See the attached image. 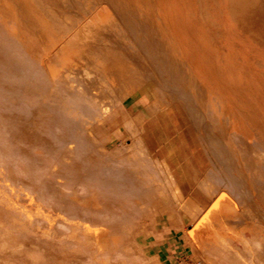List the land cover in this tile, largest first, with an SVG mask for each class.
I'll list each match as a JSON object with an SVG mask.
<instances>
[{
	"label": "rangeland",
	"instance_id": "1",
	"mask_svg": "<svg viewBox=\"0 0 264 264\" xmlns=\"http://www.w3.org/2000/svg\"><path fill=\"white\" fill-rule=\"evenodd\" d=\"M15 1L0 0V264H264V21L225 15L234 57L218 59L196 0ZM141 89L153 111L199 124L204 168L189 183L125 118ZM84 223L115 232L96 258Z\"/></svg>",
	"mask_w": 264,
	"mask_h": 264
},
{
	"label": "crops",
	"instance_id": "2",
	"mask_svg": "<svg viewBox=\"0 0 264 264\" xmlns=\"http://www.w3.org/2000/svg\"><path fill=\"white\" fill-rule=\"evenodd\" d=\"M120 108L125 118L139 121L147 150L169 165L179 184H183L182 177L201 174L204 145L196 132L199 126L196 120L188 118L183 111L178 115L180 120L169 109L153 111L146 89L127 95ZM184 181L190 182L186 178Z\"/></svg>",
	"mask_w": 264,
	"mask_h": 264
},
{
	"label": "bare ground",
	"instance_id": "3",
	"mask_svg": "<svg viewBox=\"0 0 264 264\" xmlns=\"http://www.w3.org/2000/svg\"><path fill=\"white\" fill-rule=\"evenodd\" d=\"M10 3H11V1H9ZM13 2V1H12ZM9 7H13V5L12 4H10V6ZM28 7H30L27 3H25V2H21L20 0H16L15 1V3H14V11H16V9L17 10H19V9H25V8H27L28 9ZM188 8L190 9V10H195V11H198V14L200 15L199 16V19H205V17H207V15L208 14H210L211 15V19H212V21H207V20H204V26H202V30L204 31V33H205V36H206V38L208 39V40H211V41H216V42H219V44H215L214 45V51H215V55H216V57L219 59V58H222L223 56L225 57V54H226V57L227 58H233L234 56V54H232V52L230 51V50H228V49H226L225 50V53L224 52H222V50L220 49V47L222 46V48H223V45L224 44H227V42H228V37H227V35H226V32H225V30H224V25H223V23H222V21H223V19L225 18V15H227V16H229L230 18H231V20H232V23L234 24V23H236V22H238L239 23V19L237 18V15L239 14V13H241L242 14V16H244L243 14L245 13V12H248V10H249V8H251L250 10V12L249 13H251V14H249L250 16L252 15V17H253V15H254V13H256L255 15L257 16V17H259L260 18V20H263L264 21V0H196V1H194V2H192V1H188ZM203 10V11H202ZM199 12H201V13H203V14H201V13H199ZM247 14V13H246ZM204 17H203V16ZM254 15V16H255ZM235 16H236V18H235ZM255 16V17H256ZM209 22H211L213 25H212V28L210 27V23ZM263 25H264V23H263ZM221 27V29H222V31H221V33H220V31L218 32V30H217V28L218 27ZM237 26H238V24H237ZM21 27V26H20ZM19 32H22V31H19ZM209 32H211V33H209ZM24 34V33H23ZM25 35V34H24ZM24 37V36H23ZM68 37H70L69 35H68ZM67 37V38H68ZM93 37V36H92ZM25 38V37H24ZM70 38H72V37H70ZM69 38V39H70ZM74 38V37H73ZM72 38V40H74ZM94 38V37H93ZM26 41H29V40H26ZM60 42V41H59ZM68 42H70V40H68ZM73 42V41H72ZM71 42V43H72ZM30 43V42H29ZM57 43V42H56ZM66 44L67 46H65V45H63V47L64 48H62V43H61V48H62V52L64 53L63 55H67V56H65L66 58L68 57V59H69V54H71L72 52L73 53H76V54H78L79 55V53H77V52H75L76 50H75V48L74 47H71L70 48V45L72 46V45H74V43L73 44ZM76 43V42H75ZM56 45V44H55ZM81 45V44H80ZM75 46V45H74ZM76 48H77V46H76ZM78 50H79V48H78ZM79 52V51H78ZM73 55V54H72ZM71 56V55H70ZM65 57H63V60L65 59ZM81 57V56H80ZM75 59V58H74ZM204 59H206V54H205V52H203V54H201L200 55V57H199V61H204ZM66 61V60H65ZM68 61H70V59L68 60ZM189 67H190V70H191V72H194L203 82H204V84L208 87V89L209 88H211V86H210V80H209V77L207 76V74L205 73V71L202 69L204 66H203V62H198L195 66H190L189 65ZM58 69V68H57ZM52 71H54L53 69H52ZM54 75V74H53ZM52 75V76H53ZM51 76V77H52ZM54 76H56V75H54ZM56 78V77H55ZM212 88H216L217 90H220V89H218V86L217 85H213V87ZM69 112H72V111H74V110H72V111H70V110H68ZM105 111V110H104ZM77 111H74V114L76 113ZM49 114V113H48ZM70 114V113H69ZM41 116V115H40ZM39 116V117H40ZM42 116H45V114L44 115H42ZM46 116L48 117V115L46 114ZM51 116V115H50ZM75 116V115H74ZM49 118V117H48ZM99 118H96V120H98ZM45 120V119H44ZM47 121H49L48 119H47ZM99 122V121H98ZM101 123H103V121H100ZM89 123H90V121H89ZM100 123V124H101ZM45 124V123H44ZM53 124V123H52ZM99 124V123H98ZM55 125V124H54ZM103 125V124H102ZM97 126H99V125H97ZM101 126V125H100ZM232 126L233 127H236V124L235 123H233L232 124ZM87 127L89 128L90 127V124L89 125H87ZM86 127V128H87ZM88 128H87V130H88ZM92 129V128H91ZM44 133V132H43ZM48 133V132H47ZM50 133V132H49ZM92 136V135H91ZM258 146H264V138H261L260 139V141H258ZM70 146V145H69ZM71 147V146H70ZM67 148V147H66ZM68 149V148H67ZM67 153H69L68 151H67ZM67 153H63L64 155L65 154H67ZM62 154V155H63ZM61 155V154H60ZM66 156H68V155H66ZM62 157H65V156H62ZM62 159V158H61ZM78 167V166H77ZM139 174H141V173H139ZM144 177V176H143ZM142 178V177H141ZM147 184H148V182H147ZM146 194V193H145ZM142 196V195H141ZM111 202L112 203H118V201L117 200H115V202L114 201H110V202H107V204H108V206H110L111 205ZM123 202V201H122ZM119 203H121V202H119ZM118 203V204H119ZM131 203V202H130ZM96 206H97V204L98 203H94ZM123 204V203H122ZM121 204V205H122ZM125 204V203H124ZM110 208V207H109ZM81 211V210H80ZM88 211V210H87ZM92 217V216H91ZM83 219V218H82ZM72 222V221H71ZM77 222H78V220H77ZM76 222V223H77ZM82 223H83V221H81ZM73 223V225L74 226H76L77 224L73 221L72 222ZM85 223H87V221H85ZM84 223V227H83V224H82V227L84 228V231H83V234H84V237H83V239L81 240V237L79 236V235H76V237H77V239L78 240H80L79 242H81L82 244H83V246H84V249H85V251L87 252V253H90V255L92 256V257H95L96 258V251L99 249V248H101L104 244H106V243H108V241H109V239H110V237H111V233H115L114 231L113 232H111V233H109L108 232V230H107V228L105 227V228H103V227H101L100 228V230H97V228H95L94 229V227L92 228V227H90L88 224H85ZM210 223V221L207 219V218H205L201 223H200V225H199V227H197V230L198 231H200V232H202V229H205V228H207L206 226L208 225ZM80 226V225H79ZM210 226V225H209ZM212 226V225H211ZM210 226V227H211ZM214 227V226H213ZM213 227H212V229H213ZM83 228H82V230H83ZM99 229V228H98ZM196 229V228H195ZM115 230V229H114ZM201 235H202V237H201ZM199 237H201V238H203L204 240H205V243L206 244H208V245H214L215 243H214V241H212V239H209V238H206L207 236H208V233L206 232V233H201L200 235H198ZM112 239H116V237H112ZM119 248V247H118ZM101 249H103V248H101ZM100 249V250H101ZM107 250V249H106ZM119 251H121V250H119ZM99 252V251H98ZM97 252V253H98ZM262 252V251H261ZM105 253V252H104ZM104 253H103V256H104ZM120 253V252H119ZM261 254V253H260ZM98 255V254H97ZM114 255H115V252H114ZM253 255L254 254H252V257H253ZM258 255V254H257ZM263 255V254H262ZM108 256V255H107ZM106 257V256H105ZM121 257V256H120ZM111 258V257H110ZM125 258V257H124ZM263 258V257H262ZM98 259H100V258H98ZM106 259V258H105ZM107 259H108V257H107ZM257 259H259V258H257ZM89 260H91V259H89ZM122 260V259H121ZM125 260V259H124ZM97 261H101V260H97ZM108 261H109V259H108ZM112 261V260H111ZM126 262H127V260H125ZM252 261H253V258H252ZM263 261V260H262ZM86 262V261H85ZM255 262V261H254ZM94 263V262H93ZM109 263V262H108ZM112 263H114V262H112ZM120 263V262H119ZM95 264H96V262H95ZM117 264V263H116Z\"/></svg>",
	"mask_w": 264,
	"mask_h": 264
}]
</instances>
